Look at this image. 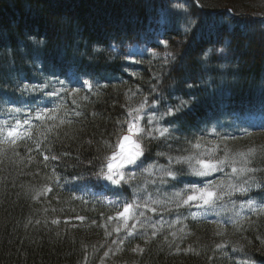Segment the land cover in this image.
Instances as JSON below:
<instances>
[{
  "label": "trees",
  "instance_id": "1",
  "mask_svg": "<svg viewBox=\"0 0 264 264\" xmlns=\"http://www.w3.org/2000/svg\"><path fill=\"white\" fill-rule=\"evenodd\" d=\"M166 51L177 57L174 65L164 64ZM69 71L81 80L65 87L80 89L78 95L61 92L51 104L37 106L54 111L43 119L36 112L26 130L30 138L0 147V264H264V213L258 209L235 219L239 227L232 219L171 225L173 216L184 213L176 207V190L208 178L189 175L187 165H172L181 175L162 183L159 171L169 166V156L191 154L199 138L201 152L227 154L229 165L217 180L226 190L235 182L226 176L232 163L243 166L236 154L249 148L258 152L248 166L262 170L255 173L257 181L264 177V129L243 136L206 130L222 118L264 115V0H0V109L37 104L41 93L21 97L18 86L66 80ZM88 78L92 91L81 88ZM145 98V127L147 116H159L181 100L195 102L175 119L154 122L174 130L158 140L145 138L138 174H127L129 183L119 192L107 190L92 175L98 158L115 151L103 142L115 144L117 134H126L117 121ZM149 166L151 173L145 171ZM102 193L119 198V208ZM232 197H252L261 206L264 187ZM134 199L156 211L142 208L145 215L137 213L139 223L129 236L116 213ZM158 215L167 218L164 224L147 220ZM137 246L143 252H133Z\"/></svg>",
  "mask_w": 264,
  "mask_h": 264
},
{
  "label": "snow or ice",
  "instance_id": "2",
  "mask_svg": "<svg viewBox=\"0 0 264 264\" xmlns=\"http://www.w3.org/2000/svg\"><path fill=\"white\" fill-rule=\"evenodd\" d=\"M177 8H183V5L177 4L174 5ZM185 32H188L189 29L185 28ZM34 44H41L42 41L33 40ZM163 43L165 48L168 47L167 41H160ZM98 51V49H97ZM220 52H223L224 49H219ZM152 55L158 56L160 55L157 52H153ZM205 58L208 53H205ZM177 60V57L170 51H166L164 54V64L165 65H174ZM55 76V71L53 72ZM85 75H87L85 73ZM66 80H59L58 78H47L45 83L42 85H29L24 84L22 86H18L16 90L20 92V96L23 97L26 94L38 92L41 93L44 97H57L61 92H67L68 95L76 96L78 95L80 89L72 88L69 90L65 87L66 82L72 83L81 80L80 75L76 72L69 71L65 73ZM59 84V89L53 91H45L52 84ZM94 84L90 78L83 79L81 88H86L88 91H92ZM99 87V86H97ZM188 88H193V84H188ZM156 89L153 88V91ZM82 99H88L87 96L82 97ZM163 100V96L161 95L159 99H153L152 108H155L160 101ZM7 103V101H5ZM23 104V101H19ZM195 102V98L190 100H181L177 105H169L167 109L162 112L159 116L153 114L147 116L148 126L145 127L142 121L146 116V109L150 106L147 103V98L142 100L136 107H127L126 108V119L123 121H117L120 129L126 128V134L119 135L117 134L116 143H110L109 141H104L105 148L112 149L110 154L103 155L99 157L100 160L99 167L97 170L92 173L97 183L107 182L105 185L109 190L114 192H119L123 185L129 183V177L127 176L126 169L129 166L139 167L140 164L143 163V157L145 154V146L143 141L145 138H151L153 140H158L164 137H167L171 131L174 129L164 128V127H153V123H158L160 120H163L165 117H172L173 119L177 118L180 114L184 113L185 109L191 110V105ZM75 103V100L73 101ZM22 108L10 107L5 111L9 114V119L14 117V114L20 112ZM49 111L44 109L43 112L38 111L36 115V119H43ZM76 115H80V113H76ZM52 118V117H48ZM61 123H64L61 120ZM30 124V119H25L23 122L20 120H16L14 124H9L8 120L0 122V143L11 145H16L18 140H22L26 137L30 138V131H22L25 125ZM51 130V129H49ZM91 143V141H90ZM191 143V142H189ZM39 144H37V148H39ZM202 143L199 138H197L195 143H191V147L193 152L189 155H178L175 157L169 156V166L168 167H160L159 171L163 173L161 176V182L167 183L168 178L175 181L178 180L181 175L180 172L173 169L172 165H187L188 174L196 177H208L212 173L222 172L226 166L229 165V159L227 154L224 158H216L212 153L216 151V149H206L204 152H201ZM31 151V149H29ZM258 150L255 147L249 148L247 151H242L237 153L236 155L240 157L243 166L236 167L235 162L232 163V170L230 174H226L229 180H235V182H230L227 185V190L225 189L224 181L213 183L211 181L206 182L203 187H198L197 184L199 182L193 183L191 186H186L183 189H180L178 192L173 194L176 207H192L195 206L198 210H202L204 212L215 210L217 207V202L224 199L225 196H232L234 194H246L249 193L252 188H262L264 187V177L261 178L260 181H257L255 173L262 171L261 169H257L254 167H249L248 165L252 162V159L257 155ZM158 155H163L160 153ZM48 157L45 156V160ZM52 159H56V157H52ZM91 163V162H90ZM154 166H149L145 171L151 173L153 171ZM241 177H246L241 181ZM45 192L51 191L50 187H46L44 189ZM110 204L119 208L121 204V200L118 198L114 201H109ZM152 203H159L158 201H153ZM244 205H242L243 207ZM247 207L253 209L255 211V202L252 200L247 201ZM148 209L150 211L155 212V207H152L148 201H145L144 204H140L138 200L134 199L131 202H123L122 210L117 211L116 217L122 219L124 221V227L127 229V234L132 236L135 234V230L137 228V223H132L131 227L128 226V222L130 220L136 221L138 219L137 213L139 216H144L145 213L141 211V209ZM260 213H264V204H262L259 208ZM192 217L195 219L198 215L197 212H193ZM78 219L83 220V217H78ZM111 221L113 217H108ZM56 223V221H53ZM231 223L239 227V223L236 220H232ZM153 229H155V225H152ZM115 231L119 232L120 229L117 228ZM218 235L220 233H217ZM156 235V230L152 232V236ZM147 242V241H146ZM115 243V242H114ZM122 243V242H121ZM224 245L217 244L216 248H223ZM179 251V249H177ZM133 252H143V249L137 246V248L132 249ZM185 251H193L191 248L186 249ZM235 251V249H233ZM108 255V253H105ZM241 264H251V261H243Z\"/></svg>",
  "mask_w": 264,
  "mask_h": 264
},
{
  "label": "rangeland",
  "instance_id": "3",
  "mask_svg": "<svg viewBox=\"0 0 264 264\" xmlns=\"http://www.w3.org/2000/svg\"><path fill=\"white\" fill-rule=\"evenodd\" d=\"M47 90L48 89H45V91H47ZM54 99H55V97H44V96H41L40 100L35 105L32 104V105L17 106L16 108H22V110L20 112L15 113L14 117L12 119H9V114H7L6 111H5L7 108L6 109H0V111H2L0 113V122L8 120L9 124H14L16 120H20L21 122H23V120H25V119H30V122H31V120L36 115V112L39 111L37 106H39V105L45 106L47 104H51ZM260 123H261L260 122V116L258 114H250V116L247 118V122H245V124H247L250 127L253 126V125H258ZM262 124H264V123H261V125ZM29 125H25L24 128L22 129V131H26L28 129ZM3 144L4 143H0V147ZM132 167L133 166H129L126 170L127 171H131ZM105 184H107V182H105ZM105 197H106L107 201L108 200H115L113 198V195H105ZM247 201H244V202L240 203L239 205H237V207L232 206L229 210H227L225 207L223 208L219 201L217 202V207H216L215 210H210V211H207V212H204L202 210H198L195 206H192V208L190 210H188L187 214H185V215L183 214V215H181L179 217L180 218H184V217H187L188 215L192 216L191 214L193 212H197L198 213L196 218L210 219V220L224 219V218L233 217V216H236V215L238 216V215L244 214V213H246V212H248L250 210H253V209H251V208L246 206L247 205ZM254 202H255V209H257L259 204L256 201H254ZM242 205H244V206L242 207ZM175 218H174V220H175ZM166 220H167V218H164L163 216L160 215L158 222L159 223L160 222L164 223ZM154 223H157V221H155ZM100 264H106V263L101 262Z\"/></svg>",
  "mask_w": 264,
  "mask_h": 264
}]
</instances>
